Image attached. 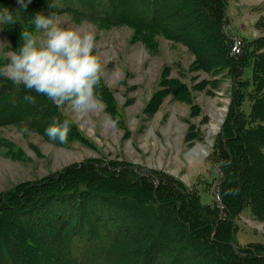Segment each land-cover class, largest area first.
Wrapping results in <instances>:
<instances>
[{
	"label": "trees",
	"instance_id": "16d2710c",
	"mask_svg": "<svg viewBox=\"0 0 264 264\" xmlns=\"http://www.w3.org/2000/svg\"><path fill=\"white\" fill-rule=\"evenodd\" d=\"M32 4L49 13L159 30L189 45L204 70L225 62L243 78L255 56L248 38L234 39L228 33L227 0ZM4 8L21 7L17 0H0V11ZM194 20L205 34V44L188 34ZM257 61L263 75L264 54ZM238 86L213 160L219 170L212 184L215 205L203 204L199 193L160 170L98 161L74 164L0 198V264H264V245L242 247L236 231V216L244 206L251 205L264 217V201L257 198L264 193V125L257 124L264 119V83L255 82L258 96L248 114ZM25 95L33 96L35 103ZM53 118L69 119L47 97L0 75V127L23 123L48 138L45 129ZM71 123L67 142L79 135ZM17 239L23 240L25 253Z\"/></svg>",
	"mask_w": 264,
	"mask_h": 264
},
{
	"label": "rangeland",
	"instance_id": "374dc122",
	"mask_svg": "<svg viewBox=\"0 0 264 264\" xmlns=\"http://www.w3.org/2000/svg\"><path fill=\"white\" fill-rule=\"evenodd\" d=\"M11 12L19 19L15 24H0V71L9 63L6 54L23 43L21 32L31 30L35 13L50 14L36 4L28 5L27 11ZM51 14L57 22L95 33L103 66L96 89L101 102L87 112L74 111L68 104L57 106L79 131L76 139L66 143L51 141L23 123L1 126L0 198L74 164L98 161L163 171L199 193L203 204L215 205L212 184L219 170L213 160L232 116L234 90L239 85L244 93L242 109L248 114L258 96L255 82L264 83L262 67L256 64L264 54V0H227L228 33L253 43L255 56L243 78L225 62L204 70L189 45L168 39L159 30L94 22L74 13ZM196 23L188 25V34L205 44V34ZM244 79L250 83L241 85ZM257 124L264 125V119ZM103 179L108 180L105 175ZM259 195L258 200L264 201V193ZM236 222L240 246L264 245V217L251 205L239 211ZM22 241L17 239L18 247ZM34 249L39 256L38 248Z\"/></svg>",
	"mask_w": 264,
	"mask_h": 264
},
{
	"label": "clouds",
	"instance_id": "9594fccd",
	"mask_svg": "<svg viewBox=\"0 0 264 264\" xmlns=\"http://www.w3.org/2000/svg\"><path fill=\"white\" fill-rule=\"evenodd\" d=\"M30 3L31 0H17L18 7L25 11ZM18 19L7 8L0 11V24H15ZM31 25V30L21 32L23 43L18 50L6 54L9 63L0 75L16 85L22 84L29 92L47 97L58 107L68 104L78 112L96 109L101 102L96 89L103 66L96 50L95 33L57 22L51 13L36 12ZM24 99L35 103L31 95ZM71 127L69 119L53 118L45 135L51 141L65 143Z\"/></svg>",
	"mask_w": 264,
	"mask_h": 264
}]
</instances>
